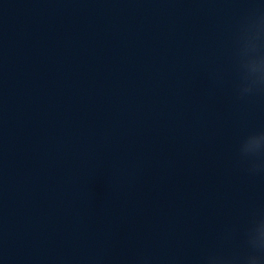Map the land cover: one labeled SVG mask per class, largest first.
Masks as SVG:
<instances>
[{"label":"clouds","instance_id":"obj_1","mask_svg":"<svg viewBox=\"0 0 264 264\" xmlns=\"http://www.w3.org/2000/svg\"><path fill=\"white\" fill-rule=\"evenodd\" d=\"M233 67L241 98L264 93V7H254L234 36ZM248 171H264V129L244 136L238 145ZM203 264H264V211L255 214L242 233V245L230 253H210Z\"/></svg>","mask_w":264,"mask_h":264},{"label":"water","instance_id":"obj_2","mask_svg":"<svg viewBox=\"0 0 264 264\" xmlns=\"http://www.w3.org/2000/svg\"><path fill=\"white\" fill-rule=\"evenodd\" d=\"M260 2L263 4V6H264V0H260Z\"/></svg>","mask_w":264,"mask_h":264}]
</instances>
